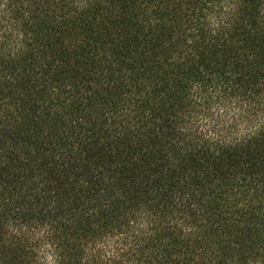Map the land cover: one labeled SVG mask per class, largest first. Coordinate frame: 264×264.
I'll list each match as a JSON object with an SVG mask.
<instances>
[{
	"label": "trees",
	"instance_id": "1",
	"mask_svg": "<svg viewBox=\"0 0 264 264\" xmlns=\"http://www.w3.org/2000/svg\"><path fill=\"white\" fill-rule=\"evenodd\" d=\"M36 227L264 264V0H0L1 264Z\"/></svg>",
	"mask_w": 264,
	"mask_h": 264
},
{
	"label": "rangeland",
	"instance_id": "2",
	"mask_svg": "<svg viewBox=\"0 0 264 264\" xmlns=\"http://www.w3.org/2000/svg\"><path fill=\"white\" fill-rule=\"evenodd\" d=\"M247 120H237L232 122L237 132H245L252 122H260L263 113H258L257 117L247 114ZM224 119V118H223ZM257 120V121H256ZM232 121V119L230 120ZM25 231V229L21 230ZM26 250H29L24 260L28 264H69L68 253L65 246L57 245L53 240V235L42 227H36L31 231ZM133 233L115 235L97 245L83 246L84 253L79 258L78 264H135V256H129L136 249ZM83 245V244H82ZM81 245V246H82ZM13 247V246H12ZM2 261H0L1 264ZM139 264V263H137Z\"/></svg>",
	"mask_w": 264,
	"mask_h": 264
}]
</instances>
